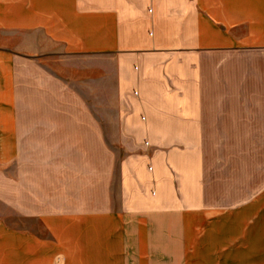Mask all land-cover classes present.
<instances>
[{"label":"crops","instance_id":"1","mask_svg":"<svg viewBox=\"0 0 264 264\" xmlns=\"http://www.w3.org/2000/svg\"><path fill=\"white\" fill-rule=\"evenodd\" d=\"M12 194L0 264H264V0H0Z\"/></svg>","mask_w":264,"mask_h":264},{"label":"rangeland","instance_id":"2","mask_svg":"<svg viewBox=\"0 0 264 264\" xmlns=\"http://www.w3.org/2000/svg\"><path fill=\"white\" fill-rule=\"evenodd\" d=\"M132 95H136V91H131ZM116 96V67L114 60L108 59L107 62V115H106V122H107V140H108V147H107V156L111 157L112 159H115L116 166L117 163L120 161L121 158L127 155L128 148L127 147H121L117 144L118 140V129L116 127V124L118 123V115L115 113L116 108L118 105V100L115 98ZM94 101V102H93ZM77 102V100H76ZM92 106H97V100L94 99L91 100L90 103ZM145 143V142H144ZM83 148H76L77 151L82 150ZM25 167V164H23V168ZM35 163H28L26 165L27 170H33L34 171ZM22 167H20V164L18 160L16 162L12 163L9 167V170L11 172V180H10V187L12 193L17 192L18 190V184H19V171ZM117 181V180H116ZM11 209L10 211L4 209V205L0 201V216L10 214L11 220L13 221L15 218V213L17 211L14 210V207L17 206L18 202V195L12 194L11 196Z\"/></svg>","mask_w":264,"mask_h":264}]
</instances>
